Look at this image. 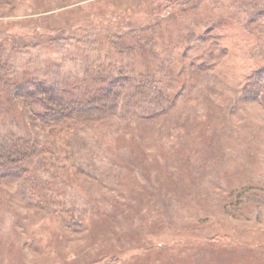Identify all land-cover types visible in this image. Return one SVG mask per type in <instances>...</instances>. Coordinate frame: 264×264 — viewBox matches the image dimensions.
I'll use <instances>...</instances> for the list:
<instances>
[{
  "label": "rangeland",
  "instance_id": "obj_1",
  "mask_svg": "<svg viewBox=\"0 0 264 264\" xmlns=\"http://www.w3.org/2000/svg\"><path fill=\"white\" fill-rule=\"evenodd\" d=\"M259 1L0 0V147L34 151L22 171L0 160V264H264ZM99 63L156 76L109 83L135 116L40 117L30 95Z\"/></svg>",
  "mask_w": 264,
  "mask_h": 264
},
{
  "label": "trees",
  "instance_id": "obj_2",
  "mask_svg": "<svg viewBox=\"0 0 264 264\" xmlns=\"http://www.w3.org/2000/svg\"><path fill=\"white\" fill-rule=\"evenodd\" d=\"M256 4L258 5V9L261 10L264 8V0H260ZM219 24V21L216 22L214 26L208 29V32H213ZM260 31L262 33L263 29L261 28ZM214 36L215 34L213 35V38L216 37ZM99 64L96 71L89 72V68L87 67V73H85V76L83 78L78 79L73 83L68 81V84L63 85L62 87L60 86L61 89L59 88V90L57 87L50 86L46 88L47 92L36 90L35 94L30 95V97L42 107L41 112L38 113L40 117L45 118L46 122L48 123H55L56 121H62L64 118H68L69 120L71 118L77 119L79 117L88 119H96L98 117L99 119L104 116L111 115L112 113H120L124 118H131L135 116L136 114H132L133 111L131 112L127 110L126 112V109H124L123 101H119L120 97L117 96L118 94L110 92V89L108 88L110 85H113V83H109L111 81H115V79L111 78V76L113 75L112 71L110 70L111 64ZM173 66L174 65L169 66L170 71H167L168 75L172 73L174 69ZM115 77H117L115 83H120L126 82L130 79L134 80L135 74L130 67H120V71L118 72L117 76L115 75ZM140 79L143 82H149V84H155L158 81L155 75L150 73L145 74L139 71L137 72V78L135 80ZM152 84H150V87L153 86ZM157 86L160 87L159 84H157ZM77 89H79L78 92L76 91ZM161 90L162 91L159 92L158 105L165 108V106L170 105L172 98L171 95H167L165 93V90ZM73 91L79 93L80 97H75L72 93ZM94 91L96 92L95 94L88 95L89 92L92 93ZM127 99L129 105L134 104V102L132 103L131 98ZM134 106L135 105L129 107L131 109ZM156 109L157 107L155 106L145 105L143 107L142 113L146 115V117H141L145 121H151L152 119H155L156 116H154L155 112L153 110ZM59 130L60 132L58 133L57 131L52 143V145L54 146L52 147V152L54 153V155L57 157H60L62 155L66 160L75 157L81 158V156L77 154V151H80V146L75 136V134L77 135V127L75 125L69 124L63 126ZM15 144L16 145L11 144L13 146L10 145L11 148L8 149L0 147V160L4 159L3 162L6 163L5 167L7 166L10 168L11 166L13 169L16 168V170L20 171L24 168V166L20 164L27 159V156H32L34 151L32 150L28 142L21 143L20 141H18Z\"/></svg>",
  "mask_w": 264,
  "mask_h": 264
}]
</instances>
